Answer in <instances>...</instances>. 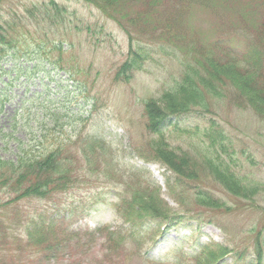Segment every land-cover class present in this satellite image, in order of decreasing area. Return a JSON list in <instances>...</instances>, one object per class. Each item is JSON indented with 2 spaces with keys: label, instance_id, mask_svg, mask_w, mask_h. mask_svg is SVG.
I'll use <instances>...</instances> for the list:
<instances>
[{
  "label": "rangeland",
  "instance_id": "374dc122",
  "mask_svg": "<svg viewBox=\"0 0 264 264\" xmlns=\"http://www.w3.org/2000/svg\"><path fill=\"white\" fill-rule=\"evenodd\" d=\"M52 1L68 8L67 13L56 18L48 10ZM140 2L0 0V23L9 22L13 39H21L16 45L19 58L9 55L1 61L5 73H0V159L16 161L20 153L40 158L58 150L59 158L78 173L74 186L46 197L10 203L9 189H0V264H189L198 245L210 239L231 244L239 253L244 248L251 253L258 242L264 249V108L226 78H218L220 85L225 83L222 95L209 92L211 73L206 72L200 86L207 85L202 88L211 110L194 108L171 118L165 127L171 146L193 156L197 176L189 180L151 158L149 140L156 134L146 128L144 114L146 100L191 77L186 64L198 63L205 48L222 59L233 57L229 38L237 55L245 51L248 40L255 43L237 64L247 74L255 71V84L264 87V0H204L191 7L187 18L176 16L180 5L175 0L161 15L163 4L156 7L155 18L151 4L145 8ZM124 13L132 16L129 28L134 37L150 43L143 70L126 81L115 78L130 49V35L118 22L123 23ZM172 32H180L182 42ZM221 37L227 52L217 43ZM248 56L259 62L248 67ZM38 62L48 64L44 71L40 65L36 71L18 72ZM237 81L243 82V77ZM184 128L192 134L180 130ZM87 136L112 144L113 166L106 165L109 158L86 147ZM204 153L221 157L253 193L228 192L205 168ZM132 177L148 180L151 185L137 182L142 190L150 186L153 198L145 201L173 217H145L134 228L123 223L116 212L117 193ZM206 192L221 204H199ZM35 222L54 224L55 231L41 241ZM166 224L173 227L157 240ZM103 226L118 230L110 234L100 230ZM236 260L226 258L220 264Z\"/></svg>",
  "mask_w": 264,
  "mask_h": 264
},
{
  "label": "trees",
  "instance_id": "16d2710c",
  "mask_svg": "<svg viewBox=\"0 0 264 264\" xmlns=\"http://www.w3.org/2000/svg\"><path fill=\"white\" fill-rule=\"evenodd\" d=\"M93 2H99L101 0H91ZM112 0H108L110 3ZM141 1L142 7L147 8L148 4H151V17L155 18L157 13L155 12V8L161 6V10L158 12V15L163 14L167 11L166 5L171 4V0H138ZM204 0H175L176 5H180L176 8V16L182 15L187 18L188 14L191 16V7L195 4H202ZM255 2L259 3L262 0H255ZM211 1L206 5L209 6ZM48 10L49 12L54 11L55 17L58 18L59 14L67 13L68 8L65 6L59 5L55 1H52V4L49 3ZM103 8L108 7L109 5L101 4ZM189 6V7H187ZM115 7V6H113ZM205 7V6H203ZM116 7L115 9H118ZM249 6H246L245 10H248ZM239 11V9L237 10ZM174 11L171 12V14ZM160 19L161 18H157ZM156 19V20H157ZM176 19V18H175ZM123 23L118 20L119 24L124 27V30L130 35V50L129 55L125 62L121 64L118 68V78L122 80H130L134 73L143 68L146 61L149 57V49L143 39L134 37V32L130 30V25L132 23V16L129 13H124L122 16ZM163 20V19H162ZM128 23V24H127ZM9 22L0 23V73H5L1 68V61L12 55L13 58H19L17 53L20 51L16 48L20 39V36L16 39H13V34L9 33L8 29H12V25H7ZM130 24V25H129ZM161 24V23H159ZM189 23H187L188 25ZM165 23L162 24L164 27ZM157 30V26H156ZM171 31V30H169ZM190 31L194 32L193 29ZM174 32V31H173ZM171 33L173 37H177L180 42L183 39V35L180 32ZM180 33V34H179ZM247 40V39H246ZM164 42V41H163ZM162 42V43H163ZM217 42V40H216ZM145 43V44H143ZM222 50L226 51L225 42L221 37L217 42ZM229 48L231 54L233 55L225 59H222L219 55L215 54L214 49L205 48L201 51V55L199 56L198 63H188L186 64L188 73H191V77L185 81L175 82L170 89L163 90L162 93L158 97H152L145 101V112L148 117L147 128L153 134H156V137L149 140L150 145V156L153 160H157L161 165L166 166L167 170H172L174 173L178 174L184 179H191L197 176V166L193 160V156L187 151L171 146L169 140H171V134H168L164 130L165 121L172 115H183L189 112L196 111L194 108H202L204 110L210 111L209 108L210 101L206 94L204 93V87L206 84L201 85V81H203V77L205 73H209L210 78L209 84L213 94L222 95L224 90L225 83L220 85L218 78L221 80L226 78L228 83L232 86H235L238 90L243 92L245 95L251 97L252 101L258 104L261 108H264V87L257 86L255 81L257 80V73L253 71V75H250V72L247 74V71L241 69L240 65L237 64V58H243V56L249 55L251 48L255 47V43L253 41L246 42V49L243 52L244 55H237L232 48L231 39H228ZM263 48L259 44V52L262 53ZM14 53V54H13ZM252 57V55H251ZM250 57V58H251ZM255 57V56H254ZM249 56L247 57L246 64L252 66L255 63H258L260 58H255L251 60ZM193 60H195L193 58ZM196 62V60H195ZM238 65V66H237ZM245 65V66H247ZM202 66L201 71H196L198 68ZM248 71H251L248 69ZM240 77H243V82L237 81ZM216 78V79H215ZM186 79V78H185ZM198 79L200 81H198ZM251 80L252 83H246ZM203 87V88H202ZM249 92V93H248ZM205 113V112H204ZM207 114V113H206ZM17 116H15L16 118ZM212 120V118H211ZM213 126H216L215 120L212 121ZM182 132L192 134L190 130L184 128L180 129ZM214 132H212L213 135ZM219 135V134H218ZM221 137V136H220ZM89 140L88 148L93 152H100L106 158H109L111 161H107V166H113V160L109 156V147L105 141H99L97 138H93V136H87ZM152 150V152H151ZM60 151H53L46 155H43L40 158L36 157H27L22 153L18 154L16 157V161L14 159L2 160L0 159V189L8 188L10 192L9 202L11 203L14 200H21L25 197H36L42 196L46 197L52 194L55 191H66L70 189L73 184L78 179V173L75 174V169L71 163H67L64 160L60 159ZM147 152H143L145 155ZM205 155L201 156L205 162V168L215 176V178L222 183L223 187L235 195H243L248 194L249 196L252 191L244 182L237 176V174L229 168V165L223 163V160L218 155L214 157V155L204 153ZM146 156V155H145ZM27 157V158H25ZM105 158V159H106ZM109 170V168H108ZM106 170V173L108 172ZM138 184L135 182H126V190L124 192V197H122V205L120 206V211L125 221L128 222L132 228L137 226V223L140 219L145 217L151 218H163L169 219L173 216L170 214L161 213L158 211V208L152 202H146L144 198L152 197L153 194H150L149 187H145V191L143 188L139 189ZM125 193L128 195L125 196ZM201 205H211L218 207L221 203L214 198L208 192L203 193V195L198 198ZM139 207V209L137 208ZM146 210V211H145ZM144 211V212H142ZM188 214V213H184ZM180 216V214H176ZM35 230L39 232L38 238L41 241L48 239L49 232H54V224H46L41 225L38 222H35ZM49 230V231H48ZM32 231V230H31ZM136 232L135 230H132ZM115 233V232H114ZM125 234H119V236L124 237ZM131 236V235H129ZM132 237V236H131ZM134 240L131 239L130 243ZM143 241V240H142ZM33 242V241H32ZM129 243V242H128ZM37 246L40 244L36 243ZM231 245V244H230ZM227 244L221 243H210L208 244L202 253L191 262V264H215V262L219 261L223 257L227 255H233L234 257L238 254H243L246 252V248L241 249V253L239 250H236L235 247H230ZM256 257L251 261L252 264H263L262 255L264 254V249L260 242L256 244ZM251 254L255 255L254 251Z\"/></svg>",
  "mask_w": 264,
  "mask_h": 264
}]
</instances>
